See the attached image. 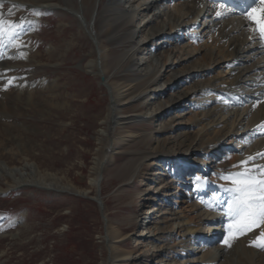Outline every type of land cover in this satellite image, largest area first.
Here are the masks:
<instances>
[{
    "label": "rangeland",
    "instance_id": "obj_1",
    "mask_svg": "<svg viewBox=\"0 0 264 264\" xmlns=\"http://www.w3.org/2000/svg\"><path fill=\"white\" fill-rule=\"evenodd\" d=\"M19 1L54 9L41 15L38 12V16L31 11L37 19L33 28L15 26L6 28L4 34L8 39L15 36L8 46L17 44L16 37H20L21 49L27 48L23 55L17 48L5 47L8 54L0 64L5 65L6 80L18 81L0 94V192L11 191L0 195V264H183L174 235L177 223L172 203L179 189H173L172 179L163 176L177 171L176 159L163 155L142 159L140 171L134 175L128 167L141 152L156 145L179 158H203L200 154L204 151L183 153L178 143L186 135L185 145L191 148L195 138L196 128L189 119L191 103L183 97L191 79L180 76L172 80L165 65V72L149 84L148 92L122 104L117 114L111 113L110 93L115 73L127 75L125 79L132 83L149 75L156 64L159 68L175 45L163 41L175 34L177 44L179 33L174 30L170 35L158 32L148 36L158 28L167 29L159 9L149 15L152 30L146 34L147 40L141 37L142 23L137 20L139 33L133 40L144 41L143 49L134 55L132 65L116 71L115 59L129 45V38L113 45L101 33L100 15L110 0ZM11 2L14 4L0 6L10 9L8 4L16 5L15 0ZM121 7L128 9L129 4L121 2ZM92 25L106 43L100 45L92 39ZM99 48L115 50L106 60L108 80L101 73ZM181 48L176 47L177 53L171 57ZM158 101L165 104L162 109L157 108ZM113 114L132 119L115 125L109 121ZM128 131L130 136H126ZM145 134L150 136L149 143L135 139ZM117 136L123 138L115 140ZM6 168H20L28 179L15 182ZM100 173L105 219L93 200ZM180 186L177 182L176 187ZM179 198L183 201L182 195ZM244 242L228 252L221 249L219 264H251L254 260L264 264V257L254 256L255 249ZM127 256L134 260L128 263Z\"/></svg>",
    "mask_w": 264,
    "mask_h": 264
},
{
    "label": "bare ground",
    "instance_id": "obj_2",
    "mask_svg": "<svg viewBox=\"0 0 264 264\" xmlns=\"http://www.w3.org/2000/svg\"><path fill=\"white\" fill-rule=\"evenodd\" d=\"M169 1L170 0H154L153 2H148V0H134L133 3H129L128 9L121 7L120 0H110V2L107 3L100 15V22L102 26L101 33L105 37H108L110 39V44L113 45L123 43L125 38H129V45L120 50L119 56L115 59L114 69L116 71L132 65L134 62V55L139 50L143 49L144 41L140 44L135 43L133 40L135 35L139 33L135 29V23L137 20L139 24L142 23V26L139 29V31L142 32L141 37H144L145 40H147L146 34L152 30L151 26L148 27V25L152 23V19L148 18L150 13L156 11L157 9L161 10L159 17H164V22H167V29L165 30L164 27L158 28L157 31H153L148 35L150 37L158 32H166L168 33L167 35H170L177 28H186L190 22H192L190 18L191 15L193 17L198 15L200 16L202 13V10L196 9V2L193 0H179L178 3L173 6H170ZM49 7L52 8V6ZM218 23L219 21L217 24ZM90 27L94 30L91 35L93 37L92 39L100 45L102 43H106V41L101 38V33L95 30L94 25ZM200 28L203 29V31H206L208 28L207 22L201 21ZM241 28L242 26L240 22L227 21L219 27L218 35H215L214 33L207 35L206 33V38L202 44L194 45L189 43L185 37H183L177 44L171 41V44L173 43V45H175L174 49L169 52V54H166V61L161 64L159 68H157L156 64L154 70L138 82L129 83L128 80L125 79L127 75L115 73V76L111 79L112 82L110 86V93L113 98L111 113L117 114V111L122 108V104L141 98V96L148 92L149 84L156 83L158 80L157 77L162 75V72H165L166 68H169L168 71L171 72L170 76L172 77V80H178L177 78L180 76L184 77L183 80L186 81V76H188V79L193 80H190V84L186 85L183 97L191 103L189 119H192L193 128H196L193 129L195 138L194 141H192L191 148L185 145V141L187 140V137H185L186 135L183 136V139L180 138V140H178L179 146H181L184 151L183 153H187L190 149L194 153L198 151L212 153L221 147V141L224 137H226L230 143L241 147L243 138H246V134H243L244 127L253 126L264 117V110L261 108H259L256 113H253L251 119L248 118L246 120L244 117V111H236L232 116L227 114V112L231 111V108L226 105V95H231L234 92H240L243 90L244 84L253 75L254 71H256V67L258 65V61H253L252 54H250L249 50L252 46L248 44L246 36L243 34ZM190 36L195 37L192 30H190ZM81 44L82 43H80V45ZM179 46H182V48L178 52V55L171 57L173 52H175V54L177 53L176 47ZM184 46L185 51L182 52ZM100 50L102 52L100 55V61L102 62L101 73L105 79L108 80L109 69L106 60L112 53L115 52V50H109L107 48ZM154 56H156V54ZM233 60H237L239 63H234ZM181 63H183V65L174 70V67ZM165 65L166 68L163 70ZM200 77L203 78L199 79ZM203 100L206 101L203 102ZM164 105L165 104H162V101H158L157 108L162 109ZM109 119L110 123L113 121L115 125H120L123 121H128L132 118L120 119L115 117L113 114L109 115ZM133 119L135 118L133 117ZM187 130L188 129L182 131L186 134ZM130 135L131 132L128 131L126 136ZM112 137L114 139V136ZM118 137L121 139L123 138V136H117L115 140ZM135 139H137L140 143H149L150 136L145 134L140 135ZM167 142L168 140L165 138L164 144ZM259 147L260 145L256 148L247 147L243 150V152L247 155L259 156V153L255 152V150L260 149ZM169 151L170 150L166 148L162 149L161 147H158V145L153 148L151 146V150H144V152H141L128 167L130 175H134L140 171L139 165L142 159L163 155L164 157H173L178 160V155H172ZM261 158L262 157H260L259 160ZM184 160L185 159H179V163L182 165L186 164ZM6 170L11 173L15 182L18 181L19 183V181H26L28 179L26 172L22 171L20 168H6ZM31 175L33 176V174ZM129 178L133 177L130 176ZM179 192H183V189ZM172 203L174 206V209L172 208L173 215L175 222L177 223V229L174 230V235L178 240L179 247L181 248L180 251H182V262L184 264H219L220 258L223 255L219 252L216 256H214V253H212L211 249H209L210 236L207 235L205 238L202 237L203 232L206 229L204 227L205 221L208 220L210 214L202 212L196 204L188 203L186 199H183L182 201L180 198H176L173 199ZM147 226H149V224H147L146 227ZM116 232L120 235L118 228H116ZM204 239H206L209 243L206 244V246L202 245ZM185 244L187 247H184ZM254 256L264 257V251L261 252L259 249H255ZM127 258H129V256H127ZM251 264L260 263L259 261L254 260Z\"/></svg>",
    "mask_w": 264,
    "mask_h": 264
},
{
    "label": "snow or ice",
    "instance_id": "obj_3",
    "mask_svg": "<svg viewBox=\"0 0 264 264\" xmlns=\"http://www.w3.org/2000/svg\"><path fill=\"white\" fill-rule=\"evenodd\" d=\"M2 30L3 25L0 22V32ZM261 31L264 32V28ZM226 179H230L234 185L233 188L228 189L233 193V199L229 205V214L236 219L238 232L251 231L253 228L264 224V180L257 182L244 174ZM254 243L256 246L264 247V233H261L258 242Z\"/></svg>",
    "mask_w": 264,
    "mask_h": 264
},
{
    "label": "water",
    "instance_id": "obj_4",
    "mask_svg": "<svg viewBox=\"0 0 264 264\" xmlns=\"http://www.w3.org/2000/svg\"><path fill=\"white\" fill-rule=\"evenodd\" d=\"M100 180H101V175L99 176L98 179V183H97V187H98V191H97V196L94 198V200L98 203L100 209H103V201H102V197L100 194Z\"/></svg>",
    "mask_w": 264,
    "mask_h": 264
}]
</instances>
